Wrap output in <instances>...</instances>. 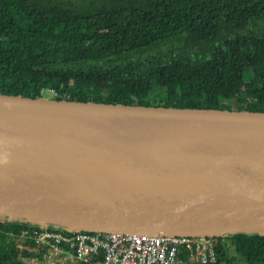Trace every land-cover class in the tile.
Wrapping results in <instances>:
<instances>
[{
  "label": "water",
  "instance_id": "1",
  "mask_svg": "<svg viewBox=\"0 0 264 264\" xmlns=\"http://www.w3.org/2000/svg\"><path fill=\"white\" fill-rule=\"evenodd\" d=\"M0 215L155 235L264 232V111L0 93Z\"/></svg>",
  "mask_w": 264,
  "mask_h": 264
},
{
  "label": "trees",
  "instance_id": "2",
  "mask_svg": "<svg viewBox=\"0 0 264 264\" xmlns=\"http://www.w3.org/2000/svg\"><path fill=\"white\" fill-rule=\"evenodd\" d=\"M155 87L166 93L158 101ZM47 90L76 101L264 111V0H0V93ZM28 223L0 218V264L37 256L14 236ZM227 237L264 264V232ZM227 247L217 262L195 264H237Z\"/></svg>",
  "mask_w": 264,
  "mask_h": 264
},
{
  "label": "built area",
  "instance_id": "3",
  "mask_svg": "<svg viewBox=\"0 0 264 264\" xmlns=\"http://www.w3.org/2000/svg\"><path fill=\"white\" fill-rule=\"evenodd\" d=\"M227 235L94 231L29 220L14 236L38 248L36 259L47 257L40 264H195L217 262L221 246L231 245Z\"/></svg>",
  "mask_w": 264,
  "mask_h": 264
},
{
  "label": "rangeland",
  "instance_id": "4",
  "mask_svg": "<svg viewBox=\"0 0 264 264\" xmlns=\"http://www.w3.org/2000/svg\"><path fill=\"white\" fill-rule=\"evenodd\" d=\"M43 94H44V97L53 98V96L55 95V92L52 91V90H47V91H44ZM165 94L166 93H165V89L164 88L155 87L153 92H152V95H151L152 98L151 99L153 101H158L159 99L164 98ZM221 100H223V101H225V102H227L229 104L231 102H233V101H230L231 99L229 100V99H226V98H222ZM231 104H233V103H231ZM227 249L229 250L228 251V255L235 257L237 264H252L243 255L238 254L237 252H235L233 244H231L230 247L228 246ZM35 257H36V255L33 254L32 258H31V261L28 264H40L39 262L43 261L44 259L48 260L47 257H45L44 259H42L40 261V260L36 259ZM255 264H260V263H255Z\"/></svg>",
  "mask_w": 264,
  "mask_h": 264
},
{
  "label": "flooded vegetation",
  "instance_id": "5",
  "mask_svg": "<svg viewBox=\"0 0 264 264\" xmlns=\"http://www.w3.org/2000/svg\"><path fill=\"white\" fill-rule=\"evenodd\" d=\"M0 218H5V216L0 215Z\"/></svg>",
  "mask_w": 264,
  "mask_h": 264
}]
</instances>
